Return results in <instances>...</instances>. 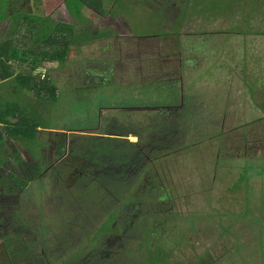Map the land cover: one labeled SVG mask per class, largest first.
<instances>
[{"label": "trees", "instance_id": "16d2710c", "mask_svg": "<svg viewBox=\"0 0 264 264\" xmlns=\"http://www.w3.org/2000/svg\"><path fill=\"white\" fill-rule=\"evenodd\" d=\"M40 1L43 6L36 9L31 0H0V264H52L49 255L53 249L46 248L44 238L38 243L36 230L39 227L45 229L47 220H43L42 225L37 217L28 218L22 210L23 203L32 198L33 189L41 197L45 194L50 197L53 211L58 210L65 216L63 221L58 220L64 222L66 231L52 236L57 247L63 248L59 255L65 253V247L73 249L85 231H90L91 235L93 231L96 238H100L98 243L92 237L86 243L94 245L92 247L98 245L96 250H85L87 245L74 250L68 255L72 260L65 264H78L79 260L84 264H119L103 258L101 247L118 237H122L123 243L127 241L120 244L124 255L121 264L169 261L167 252L172 249L169 223L175 219L167 216L171 208L159 201L170 195V187L163 194L158 193L161 175L154 167L158 161L189 147L190 144L184 147L182 142L180 145L181 129L186 132L187 127L201 126L206 112L208 114V111L193 108L197 101L189 102L191 96L198 97L193 94V87L191 91L188 89L193 83L191 77L194 76L195 83L198 80L196 74L189 72L186 67L189 61L184 57L188 35L203 34L201 21L205 14L200 10L203 6L190 3V0L165 2L163 8L177 2L180 11L174 19L175 25L164 32L169 37H164L163 41L160 35V39L142 37L136 40L124 17L120 21L121 27L112 26L107 18L120 17L114 11V0H64L68 12L76 19L74 22L57 18V9L43 12L44 0ZM233 1L221 0V4L227 7ZM131 2L151 6L155 0ZM162 18L164 23L170 20L164 13ZM121 30L124 31L121 33ZM124 33L128 38L123 52H132L137 59L138 65L133 72L126 70L122 60L124 53L114 46ZM91 44L95 45L88 61L85 60L88 63L84 70L77 71L78 84L59 86L51 72L39 71L49 62L66 67L74 51L79 52ZM159 51L163 58L154 63L156 71L144 73L141 63L149 62L151 52ZM114 52L123 55L121 58L113 56ZM126 74L127 78L132 74L142 76L131 81L130 78L124 80ZM119 76L121 83L116 81ZM112 83L141 88L166 87L172 106H156L153 97L148 96L147 103L127 105L117 112L116 118L107 119L109 121L67 127L63 119L55 118L61 108L67 107L64 115H71L81 108L74 103L70 88L86 94L98 84ZM143 83L148 85L143 86ZM258 95L260 101L264 99L262 90ZM132 108L136 114L153 111L148 115L149 122L136 128L131 121ZM219 110L222 116V108ZM209 114L208 119L216 117L213 111ZM220 121L212 120L216 126H221ZM196 134L201 135L193 132ZM220 134L225 131L221 130ZM130 136L138 139L132 141ZM204 142H208L207 138L196 143ZM22 147L28 157L22 154ZM244 152L239 155V151L238 157H252L251 153ZM238 168L239 161L238 165L228 169L236 172ZM239 173L234 183L238 187L235 188L245 189L239 183L243 179ZM213 193L209 191V199L214 200L211 202L224 205L222 194ZM237 197L234 196L233 201L229 199V205H242L247 196L243 199ZM152 198L157 199V204ZM152 203L156 206L153 207ZM155 210L162 211L160 225L156 223L157 217L153 222L150 219L156 216ZM99 221L101 224L97 225ZM170 224L173 232L176 224ZM182 236L185 245H189ZM135 241H138L136 251L139 255L132 253L130 243Z\"/></svg>", "mask_w": 264, "mask_h": 264}, {"label": "rangeland", "instance_id": "374dc122", "mask_svg": "<svg viewBox=\"0 0 264 264\" xmlns=\"http://www.w3.org/2000/svg\"><path fill=\"white\" fill-rule=\"evenodd\" d=\"M171 1L155 0L152 2L155 7L132 4L131 0H114L112 5L115 7V13L121 14L129 23L132 34L137 39L141 40V36L159 38L157 36L159 34L163 40L164 37H169L164 32L168 30L170 24L163 21L161 5ZM190 3L203 6L200 10L205 14V19L201 21L203 34H200L201 36L190 34L189 41L193 46L203 49V52L207 51L205 61L208 65L207 75L210 78L218 76L217 79L220 83H222L221 73L226 78L232 77L234 82L240 79L241 91L236 92L238 102L216 103L218 109L212 110L215 118L208 119L210 116L205 115L204 123L201 126H196L193 129L187 127L186 132L181 129L180 145L182 142L184 147L189 144L190 146L162 159L161 162L158 161L154 167L161 175V179H159L161 186L157 189L158 193L163 194V191L170 187V195L159 202H163L164 206L171 208L167 216L175 219L170 223L176 224V228L172 232V226L169 223L168 235L172 236L170 241L172 249L169 248L170 250L167 252L169 261H160L158 264H264V101L259 106L260 98L258 97L261 90L264 93V87H260V81H264V0H234L231 5L227 6H232L230 9L223 7L221 0H190ZM31 4H34L36 9L38 6L39 8L41 5L43 6L40 0H31ZM55 9H57L55 11L57 18L71 22L76 20L68 12L64 0H44L43 12H51ZM122 16L117 19L122 21L124 19ZM122 31L124 30H121V33ZM125 33L120 34L117 40L115 39L114 46L120 53H124L123 49L126 47L128 35ZM94 45H88L79 52L74 51L66 67H61L57 62H49L39 71L51 72L59 86L67 87L73 83L78 84L80 79H78L77 71L84 70L88 63V55L93 52ZM132 49L133 47L131 51ZM74 50H78V48H74ZM120 55L123 54L113 53V56L121 58ZM134 56L135 54L132 52L131 54L124 53L122 58L126 70L130 72L136 70L137 59ZM154 63L153 54H150V61L141 63V70L143 67L144 73H149L151 70L156 71ZM157 68L159 67L157 66ZM239 75L243 77L238 78ZM247 75L252 77L250 80L252 84L248 86L242 84L249 81ZM141 76L142 74H132L131 78L133 79L129 78L131 81H136ZM127 77L128 74L124 80L129 79ZM119 78L120 76L116 81L119 82ZM119 83L98 84L86 94L83 91L80 93L79 90L70 88L75 97L74 103L79 104L77 108L81 106V111L77 109L71 115H64L63 112L67 107L61 108L60 113H58L59 109L55 111L56 114L58 113L57 116L54 114L55 118L59 121L63 119V123L67 127L95 124L111 117L116 118L117 112L124 110L127 105L138 106L147 103L145 101L149 98L148 96L153 97L152 100L156 101V106H172L171 103L169 104L171 101L170 92L166 87L161 88L156 85L154 88H152L153 86L141 88L123 85L126 81H123L122 84ZM145 85L148 83H143V86ZM217 85H212V91L218 88ZM226 91L228 92V88ZM69 106L72 107V105ZM219 108H222V116ZM134 111L135 109L132 108L131 121L136 128L149 122L148 115L153 114V111H144L138 114ZM200 112H196V114L198 115ZM230 115L235 116L229 117ZM214 119H221L222 127L216 126L212 122ZM256 119L261 120L257 121ZM126 125L128 126V123ZM221 130L225 131V134L218 135ZM193 132H200L201 135H193ZM200 137L207 138L208 142L197 145L199 143L196 142L200 141ZM209 137L211 138L208 139ZM198 138L199 140H197ZM129 139L136 141L138 138L130 136ZM21 150L24 156H29L28 152H24L23 147ZM243 150L251 153L252 157L239 158L238 153L240 151L239 155H243ZM238 161L240 168L236 172L228 169L238 165ZM226 170L229 171L225 173ZM239 172L243 178L239 183L244 185L245 189L235 188L238 187L234 183ZM209 191L222 194V204L224 205L215 202L213 204L214 200L209 199ZM246 191H248V195ZM233 195L238 196L237 199L247 197L242 205H229V199L233 201ZM31 197L23 203L22 210L28 218L37 217L42 225L44 224L43 220H47L44 224V226L46 225L45 229L39 227L36 230L39 235L38 243L40 244L41 239L44 238L46 248L53 249L49 255L52 264H65L67 261H71L72 259L69 260L68 255L74 250L86 246L91 237L97 243L100 242L97 240L100 238H96L93 231L92 235L90 231H85L83 238L77 243L78 245L75 244L73 249L65 247L66 254L59 255L63 248L57 247L55 237L52 236L65 230V224L62 222L65 216L58 210L53 211V203L50 202V197L46 194L41 197L39 192L36 193L33 189ZM152 200L157 204L156 198H152ZM44 201L47 203L44 204ZM154 203H152L153 207L156 206ZM161 213L162 211L156 212L154 214L156 216L150 217L151 221L153 222L157 217L156 223L160 225L163 220ZM58 218L62 221H59ZM100 224L101 221L97 222V225ZM182 234L185 236V241H189V245H185L183 242ZM126 242L123 243L122 237H118V239L110 240L104 246L100 245L103 247V258L118 261L121 264L124 255H122L123 247L120 244ZM92 246L94 245H87L85 250H96L95 247L98 245ZM130 246L133 248L132 253L140 254L136 251L138 241L131 242ZM39 247L41 248L42 245ZM143 254H145L144 251ZM78 263H82V261L79 260Z\"/></svg>", "mask_w": 264, "mask_h": 264}, {"label": "crops", "instance_id": "0c3cea01", "mask_svg": "<svg viewBox=\"0 0 264 264\" xmlns=\"http://www.w3.org/2000/svg\"><path fill=\"white\" fill-rule=\"evenodd\" d=\"M185 5V3H184ZM162 6V10L165 16H169L170 20L168 22H166L167 24L169 23V28H172L175 25L174 19L177 15V13L180 11L179 8V4L176 3H172L171 5H169V8L165 9L163 8L165 6V2L163 3ZM165 10V11H164ZM170 11V13H169ZM122 15L120 14V17ZM119 17V18H120ZM123 17V16H122ZM112 18V20L110 21V19ZM107 21H110L112 26H118L121 27V20L115 18L114 16H110L109 18H107ZM123 21V20H122ZM190 35V34H189ZM189 35L188 37L185 39V56L186 59H188L189 62H187L186 67L188 66V70L189 72H192L193 75H197V83H195L194 80V76L192 74L189 73L190 76L192 78L193 83L189 85V91H191V87L192 90H194L193 94L198 96V97H192L189 99V102H194L197 101L198 103H196V105H194L193 108L200 110L201 112L207 110L208 114L206 112L207 116H210L209 111H212L213 109H217L216 107V103H225V102H232L233 100H235L236 102L238 101L236 92L237 91H241L240 89V79L237 80V82L232 81V77H225L224 74L221 73L220 79L222 81V83H220L217 79V77H212L210 78L209 75H207L206 73V68H207V64L205 63L206 59H207V51L203 52V49H201L199 46H193L191 44V42L189 41ZM159 37V34L157 35ZM137 38V37H136ZM142 38V36H141ZM161 38V37H160ZM158 38V39H160ZM138 40V39H136ZM136 40H135V44H136ZM151 54H153V63L156 61H159L160 59H162L163 57L160 56L161 53L160 51L157 53H153L151 52ZM211 52L209 53L210 56ZM193 63V64H192ZM196 72V73H193ZM242 75H239L238 78H242ZM249 81L247 83H242L244 85H251L252 81L250 82V80L252 79V77L250 75H247ZM214 79V80H213ZM228 79V80H227ZM226 80L228 81V84H226ZM213 81V83L211 84V82ZM261 86L260 87H264V81H260ZM217 84H223V85H217ZM212 85H217V89H213L212 91ZM234 86H236V88H234ZM226 88H228V92L226 91ZM197 92V93H196ZM227 92V93H226ZM264 101L261 100L259 101L260 104H262ZM205 109V110H204Z\"/></svg>", "mask_w": 264, "mask_h": 264}, {"label": "flooded vegetation", "instance_id": "af4514ba", "mask_svg": "<svg viewBox=\"0 0 264 264\" xmlns=\"http://www.w3.org/2000/svg\"><path fill=\"white\" fill-rule=\"evenodd\" d=\"M78 264H84V263H78Z\"/></svg>", "mask_w": 264, "mask_h": 264}]
</instances>
